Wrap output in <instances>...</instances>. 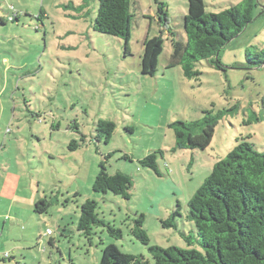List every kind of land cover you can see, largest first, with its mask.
I'll return each instance as SVG.
<instances>
[{
  "label": "rangeland",
  "instance_id": "obj_1",
  "mask_svg": "<svg viewBox=\"0 0 264 264\" xmlns=\"http://www.w3.org/2000/svg\"><path fill=\"white\" fill-rule=\"evenodd\" d=\"M133 1L126 55L122 40L93 31L96 0H0V193L18 191L12 215L0 202V214H7L0 217V264H101L110 246L152 262L130 232L139 214L149 246L187 249L179 232L197 239L186 219L188 202L213 166L241 142L264 152V66L244 69L245 50L264 46V0L257 1L254 21L221 52L223 70L201 60L191 79L170 65L168 30L155 75L141 73L144 43L161 35L160 11L175 38L183 37L188 0ZM203 1L206 11L218 13L242 0ZM217 111L226 113L208 148L176 147L171 123ZM101 120L115 125L108 143L97 138ZM71 142L79 147L70 150ZM153 151L160 152L162 176L138 163ZM108 155L107 172L133 180L128 200L93 191ZM41 199L52 204L36 214ZM86 200L97 203L99 220L120 229L121 238L100 225L90 237L78 232ZM177 206L176 229L164 227Z\"/></svg>",
  "mask_w": 264,
  "mask_h": 264
},
{
  "label": "trees",
  "instance_id": "obj_2",
  "mask_svg": "<svg viewBox=\"0 0 264 264\" xmlns=\"http://www.w3.org/2000/svg\"><path fill=\"white\" fill-rule=\"evenodd\" d=\"M85 1V0H84ZM94 1V0H92ZM93 31L124 42V53L130 54L133 20V0H96ZM258 0H242L218 13L206 11L203 0H188L187 13L183 18V37H176L168 28V19L163 10L158 18L160 36L148 39L144 43L141 60V73L154 76L157 70L158 57L162 53V33L169 31L171 37V66H179L183 76L191 79L197 72L194 66L206 60L217 70H223L220 61L221 52L227 44L254 21V10ZM85 3L77 7L83 10ZM89 11H86L88 14ZM16 19L10 18L13 22ZM3 24L4 20L0 19ZM246 71L264 66V46L257 52L251 47L245 50ZM264 110V100H262ZM225 111L206 112L195 121L178 120L169 125L175 136L178 149L204 151L212 142L215 128L225 116ZM115 129L110 121H99L96 131L97 138L104 137L109 142ZM79 144L71 142L69 149L76 150ZM153 151L141 158L138 163L144 169L151 170L162 176ZM108 156L99 164V172L93 184L97 193L110 192L128 200L133 186L130 176L116 172H107ZM128 158L127 156L125 157ZM45 199L37 201L34 213L43 214L51 206ZM180 207L162 222L164 227L175 228V219L180 216ZM186 219L192 222L197 239L190 234L179 232V236L189 246L187 249L170 247L163 249L149 246L148 237L142 227L144 215L139 214L133 219L131 234L143 245L148 247L151 260L144 256L121 254L110 246L101 264H264V152L258 151L248 142L238 143L224 159L218 161L210 175L197 189L188 202ZM103 226L110 237L121 238V230L99 220L97 203L86 200L80 205L77 230L90 237L95 226ZM195 243L199 249L194 248Z\"/></svg>",
  "mask_w": 264,
  "mask_h": 264
},
{
  "label": "crops",
  "instance_id": "obj_3",
  "mask_svg": "<svg viewBox=\"0 0 264 264\" xmlns=\"http://www.w3.org/2000/svg\"><path fill=\"white\" fill-rule=\"evenodd\" d=\"M0 167H2L1 165H0ZM0 189H1V186H0ZM1 191V190H0ZM18 191L17 190H14V193L11 195V196H3L1 193H0V202L1 203H4L5 205H8L10 208H9V215H12V210H13V205L14 204H17L18 202L16 201V199H17V193ZM5 208V207H4ZM21 208V207H20ZM6 209V208H5ZM17 209V208H16ZM14 211H15V209H14ZM17 212V214H16V218H18L19 220H20V218L19 217H21L20 215H21V212L22 211H16ZM6 215L7 214H5V210H3V212L0 214V217L2 218V217H6Z\"/></svg>",
  "mask_w": 264,
  "mask_h": 264
},
{
  "label": "built area",
  "instance_id": "obj_4",
  "mask_svg": "<svg viewBox=\"0 0 264 264\" xmlns=\"http://www.w3.org/2000/svg\"><path fill=\"white\" fill-rule=\"evenodd\" d=\"M47 234H48V235H51V234H52V232L49 230V231L47 232Z\"/></svg>",
  "mask_w": 264,
  "mask_h": 264
}]
</instances>
